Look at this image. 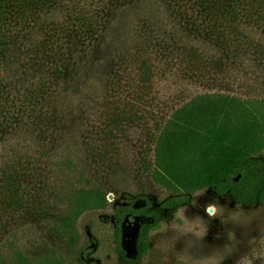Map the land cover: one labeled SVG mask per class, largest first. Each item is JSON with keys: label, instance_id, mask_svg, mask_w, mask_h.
I'll use <instances>...</instances> for the list:
<instances>
[{"label": "rangeland", "instance_id": "obj_1", "mask_svg": "<svg viewBox=\"0 0 264 264\" xmlns=\"http://www.w3.org/2000/svg\"><path fill=\"white\" fill-rule=\"evenodd\" d=\"M210 10L189 0H0V76L11 104L30 105L34 90L35 103L51 107L52 122L59 127L61 120L78 143L92 183L107 193L105 209L80 217V242L71 247L53 227V212L18 220L14 209L1 210L0 253L10 230L21 223L28 235L21 246L33 257L127 264L115 250L114 203L135 200L138 207L144 205L141 195L152 200L149 211L158 222L148 234V251L131 264H264V202L236 205L207 188L172 211L161 202L174 193L152 177L158 125L176 107L206 92L264 97V13L243 10L232 28L208 17ZM219 26L226 29L225 39ZM140 33L168 38L172 49H158L151 59L153 78L143 85L124 79L112 95L114 88L102 78L105 62L124 51L137 53L133 39ZM80 34L97 38L100 49L87 60L86 79L76 72ZM72 66L76 70L66 86L61 72ZM67 93L70 101L61 102ZM148 221H154L152 213L125 221L129 256L137 255L138 228Z\"/></svg>", "mask_w": 264, "mask_h": 264}, {"label": "trees", "instance_id": "obj_2", "mask_svg": "<svg viewBox=\"0 0 264 264\" xmlns=\"http://www.w3.org/2000/svg\"><path fill=\"white\" fill-rule=\"evenodd\" d=\"M189 2L211 7L207 16L224 27L230 24L234 28L243 10L260 16L264 13V0ZM218 29L225 39L226 29L221 26ZM133 40L137 53L124 51L121 58L106 60L102 69L103 82L115 90L112 95L118 93L124 79L137 78L143 85L153 78L151 59L158 49L166 52L172 49L168 38L149 33H140ZM177 43L175 47L180 45ZM98 47L95 37L85 34L76 37L75 55L80 68L72 66L61 72L66 86L71 84L74 70L86 79L90 65L87 60L93 58L92 52L100 51ZM33 91L30 105L11 104L8 88L0 76V200L3 201L0 211L8 213L14 209L18 220L32 213L48 218L53 212V227L71 247L80 242V217L87 211L105 209L107 193L92 183L79 159L77 141L62 129L61 120L57 123L59 127L55 126L50 118L51 107L35 103ZM36 98L41 99L40 94ZM70 98L67 93L61 102ZM154 152L156 167L152 177L174 193L161 202L163 208L176 211L190 200V194L207 188L216 196L230 198L236 205L255 207L264 202V97L199 93L176 107L163 125L159 123ZM138 199L144 205L137 207L135 200L114 203L115 250L127 264L138 262L148 251V234L158 222L157 214L149 211L152 200L141 195ZM151 213L154 221L141 224L137 255L131 257L124 245V223L128 217ZM8 236L0 253V264H65L55 257H33L26 253L21 242L28 235L21 223Z\"/></svg>", "mask_w": 264, "mask_h": 264}, {"label": "flooded vegetation", "instance_id": "obj_3", "mask_svg": "<svg viewBox=\"0 0 264 264\" xmlns=\"http://www.w3.org/2000/svg\"><path fill=\"white\" fill-rule=\"evenodd\" d=\"M135 217H138V218L141 217V218H142V217H147V216H143V215L141 216V215H140V216H135ZM140 226H141V225H140ZM140 226H139V228H140ZM139 228H138V230H139Z\"/></svg>", "mask_w": 264, "mask_h": 264}]
</instances>
